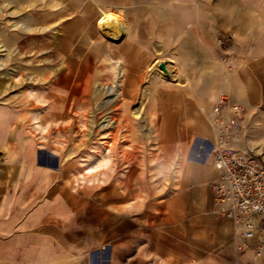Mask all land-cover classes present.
I'll return each instance as SVG.
<instances>
[{
  "label": "crops",
  "instance_id": "obj_1",
  "mask_svg": "<svg viewBox=\"0 0 264 264\" xmlns=\"http://www.w3.org/2000/svg\"><path fill=\"white\" fill-rule=\"evenodd\" d=\"M80 1L160 12L162 35L178 44L231 38L233 70L216 66L219 92L245 107L242 128H264V0ZM144 19L149 30L154 17ZM23 119L0 104V264H259L237 249L233 222L217 212L219 169L202 118L165 145L160 189L138 188L131 169L126 192L72 188L57 154L38 145Z\"/></svg>",
  "mask_w": 264,
  "mask_h": 264
},
{
  "label": "rangeland",
  "instance_id": "obj_2",
  "mask_svg": "<svg viewBox=\"0 0 264 264\" xmlns=\"http://www.w3.org/2000/svg\"><path fill=\"white\" fill-rule=\"evenodd\" d=\"M70 1L0 0V104L24 113L72 188L126 192L132 169L138 188L160 189L167 142L201 118L211 128L216 66L229 71L231 38L178 44L162 35L160 12L147 14V30V16L128 6ZM242 134L264 158V128Z\"/></svg>",
  "mask_w": 264,
  "mask_h": 264
},
{
  "label": "built area",
  "instance_id": "obj_3",
  "mask_svg": "<svg viewBox=\"0 0 264 264\" xmlns=\"http://www.w3.org/2000/svg\"><path fill=\"white\" fill-rule=\"evenodd\" d=\"M245 111L219 92L209 115L212 139L206 143L219 169L213 185L217 212L233 222L237 249L251 250L264 264V158L242 143Z\"/></svg>",
  "mask_w": 264,
  "mask_h": 264
},
{
  "label": "water",
  "instance_id": "obj_4",
  "mask_svg": "<svg viewBox=\"0 0 264 264\" xmlns=\"http://www.w3.org/2000/svg\"><path fill=\"white\" fill-rule=\"evenodd\" d=\"M161 69L164 70V66L163 65H161Z\"/></svg>",
  "mask_w": 264,
  "mask_h": 264
},
{
  "label": "bare ground",
  "instance_id": "obj_5",
  "mask_svg": "<svg viewBox=\"0 0 264 264\" xmlns=\"http://www.w3.org/2000/svg\"><path fill=\"white\" fill-rule=\"evenodd\" d=\"M75 12V11H74ZM77 12H78V10H77ZM76 50V49H75ZM89 168V167H88Z\"/></svg>",
  "mask_w": 264,
  "mask_h": 264
}]
</instances>
